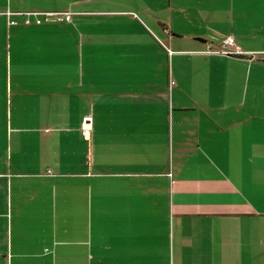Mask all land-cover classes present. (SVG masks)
<instances>
[{
    "label": "crops",
    "instance_id": "obj_1",
    "mask_svg": "<svg viewBox=\"0 0 264 264\" xmlns=\"http://www.w3.org/2000/svg\"><path fill=\"white\" fill-rule=\"evenodd\" d=\"M0 264H264V0H0Z\"/></svg>",
    "mask_w": 264,
    "mask_h": 264
},
{
    "label": "built area",
    "instance_id": "obj_2",
    "mask_svg": "<svg viewBox=\"0 0 264 264\" xmlns=\"http://www.w3.org/2000/svg\"><path fill=\"white\" fill-rule=\"evenodd\" d=\"M45 12L49 14L52 19L58 20H71L73 15L72 11L69 9L45 10ZM26 21L30 20L27 18ZM36 21L41 22V17H37ZM218 51L223 53H241L242 49L237 43L234 35L228 34L222 41V47L218 49ZM80 130L84 138L91 145L94 134V116L91 111L83 115Z\"/></svg>",
    "mask_w": 264,
    "mask_h": 264
}]
</instances>
